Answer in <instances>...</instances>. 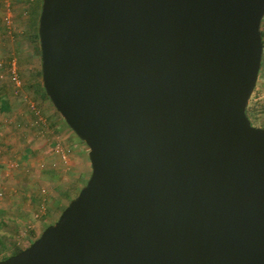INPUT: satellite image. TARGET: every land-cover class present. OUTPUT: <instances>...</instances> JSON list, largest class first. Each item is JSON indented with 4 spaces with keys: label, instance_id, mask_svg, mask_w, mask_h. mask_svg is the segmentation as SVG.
<instances>
[{
    "label": "water",
    "instance_id": "obj_1",
    "mask_svg": "<svg viewBox=\"0 0 264 264\" xmlns=\"http://www.w3.org/2000/svg\"><path fill=\"white\" fill-rule=\"evenodd\" d=\"M264 0H43L42 84L92 175L0 264H264Z\"/></svg>",
    "mask_w": 264,
    "mask_h": 264
},
{
    "label": "rangeland",
    "instance_id": "obj_2",
    "mask_svg": "<svg viewBox=\"0 0 264 264\" xmlns=\"http://www.w3.org/2000/svg\"><path fill=\"white\" fill-rule=\"evenodd\" d=\"M40 1L0 0V107L9 105L0 109V261L56 224L92 175L89 148L38 93L42 54L32 20ZM249 106L252 125L264 129V52Z\"/></svg>",
    "mask_w": 264,
    "mask_h": 264
},
{
    "label": "trees",
    "instance_id": "obj_3",
    "mask_svg": "<svg viewBox=\"0 0 264 264\" xmlns=\"http://www.w3.org/2000/svg\"><path fill=\"white\" fill-rule=\"evenodd\" d=\"M42 5H43V0L40 1V4L38 5V7H36V9H38L37 11L35 10L34 11V15H33V26H35L36 28V33H35V37L36 39L39 41V35H38V28H39V19H40V15H41V10H42ZM37 26V27H36ZM262 38H263V46H264V32H262ZM40 76H42V71L40 72ZM38 93H41L42 95L41 96H44V98L48 101H50V99L48 98L46 92H45V89H44V86L42 85V82H41V85H40V90L38 89ZM1 110L3 111H6V110H9V105L6 101H3L1 103V107H0ZM247 115L248 117L250 116V106L248 107L247 109ZM250 118V117H249ZM0 245H1V242H0ZM21 249H18L13 255L11 256H14V255H17L18 253H20ZM9 256V257H11ZM9 257H6L5 259L3 260H6L8 259Z\"/></svg>",
    "mask_w": 264,
    "mask_h": 264
},
{
    "label": "built area",
    "instance_id": "obj_4",
    "mask_svg": "<svg viewBox=\"0 0 264 264\" xmlns=\"http://www.w3.org/2000/svg\"><path fill=\"white\" fill-rule=\"evenodd\" d=\"M13 65H14V64H13ZM14 67H15V65H14ZM13 74L15 75V76L13 77V79L15 80L14 82L18 85L19 83H18V81H17L16 70H15V69H13ZM62 158L66 159V151H65V150L62 151Z\"/></svg>",
    "mask_w": 264,
    "mask_h": 264
},
{
    "label": "crops",
    "instance_id": "obj_5",
    "mask_svg": "<svg viewBox=\"0 0 264 264\" xmlns=\"http://www.w3.org/2000/svg\"><path fill=\"white\" fill-rule=\"evenodd\" d=\"M82 151V150H81ZM83 152H84V150H83Z\"/></svg>",
    "mask_w": 264,
    "mask_h": 264
}]
</instances>
